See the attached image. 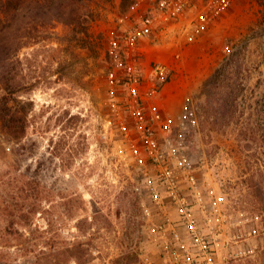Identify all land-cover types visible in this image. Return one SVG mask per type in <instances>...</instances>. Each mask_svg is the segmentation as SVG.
<instances>
[{"label": "rangeland", "instance_id": "374dc122", "mask_svg": "<svg viewBox=\"0 0 264 264\" xmlns=\"http://www.w3.org/2000/svg\"><path fill=\"white\" fill-rule=\"evenodd\" d=\"M220 1L161 17L114 81L111 43L152 0L130 9L45 0L41 16L26 0L2 13L0 96L12 111L0 103V264H264V133L243 132L236 116L210 123L197 98L236 43L237 80L246 97L260 95L264 0ZM89 8L94 20L82 25ZM204 9L207 26L193 36L190 20ZM158 55L174 60L166 81L150 74ZM131 64L139 90L156 83L159 92L133 97ZM169 81L174 97L162 94ZM190 109L197 121L181 129ZM157 112L174 123L171 132L156 124L163 147H174V194L144 138L143 119Z\"/></svg>", "mask_w": 264, "mask_h": 264}, {"label": "built area", "instance_id": "2783aa9c", "mask_svg": "<svg viewBox=\"0 0 264 264\" xmlns=\"http://www.w3.org/2000/svg\"><path fill=\"white\" fill-rule=\"evenodd\" d=\"M220 2L225 4L228 3L229 0H221ZM195 8V0H152L151 5H149L146 8L145 13L141 15V19L136 21L124 34L113 39L110 48L113 62V68L110 71L111 79L113 81L117 79L118 68L121 67L125 61L129 60L130 54L137 49L142 38L151 35L154 32L161 17H164L166 20H174V18H180L188 10L191 11ZM208 21L209 13L207 9L201 10V12L193 17L190 20L192 24L191 29L194 31L193 36H195L200 30L205 29ZM169 70L168 65L161 62H155L151 65L150 74L166 81L170 78ZM128 71V76L131 81L130 93L133 97H151L152 93L159 92V85L155 83L144 95V92L139 90L140 81L136 66L133 64L129 65ZM196 113L197 112H195L194 109L188 110L182 116L178 126L183 129L188 124H195L197 121ZM143 120L145 122L144 138L148 155L153 160V163L156 165L160 173L161 182L168 184L171 192L174 194V188L177 186L176 176L174 175V147L171 150L163 147L161 144V135L156 126V124L159 125V128L164 132H171L172 129H174V123L165 120L160 112L155 113L154 120L147 118ZM159 193L160 192H156V197L161 196ZM191 226L195 235H198L195 225L191 224ZM176 236L180 237V233L177 232Z\"/></svg>", "mask_w": 264, "mask_h": 264}, {"label": "trees", "instance_id": "16d2710c", "mask_svg": "<svg viewBox=\"0 0 264 264\" xmlns=\"http://www.w3.org/2000/svg\"><path fill=\"white\" fill-rule=\"evenodd\" d=\"M25 2L26 0H0V22L5 19L2 13L7 15V10L14 5V2ZM36 9L38 16L44 14L42 11V6H44L45 0H29ZM80 3H85L88 0H77ZM137 0H122V4L127 6V9L132 8L136 4ZM62 5V3H61ZM80 9V7H79ZM60 10V9H59ZM78 19L79 22L84 24H90L94 20V12L90 10L87 12H80ZM88 30V27L85 31ZM237 45V43H236ZM234 44L230 45L228 54L222 59L220 64L216 66L209 77L204 81L200 92L198 93V103L200 104L204 101L203 106L198 108L204 109V115L212 119L210 123H220L226 117L234 118L235 116L240 119L241 129L245 132L247 125L251 124L253 126L254 132L258 131L261 134L264 133V83L259 80L255 85V92L260 93L256 97H246L244 92L248 88L244 82H240L237 79L236 67L239 65V52ZM229 70L228 73L226 71ZM224 82L229 87L228 97L221 96V89L224 86ZM7 90H10L9 87ZM9 92V91H8ZM0 97V103L6 106V110L12 111L8 98V94H4ZM251 100V102H250ZM251 108V116L245 117L248 108ZM8 112V113H9ZM198 112V111H197ZM230 120V119H228ZM264 135V134H263ZM262 135V136H263Z\"/></svg>", "mask_w": 264, "mask_h": 264}, {"label": "crops", "instance_id": "0c3cea01", "mask_svg": "<svg viewBox=\"0 0 264 264\" xmlns=\"http://www.w3.org/2000/svg\"><path fill=\"white\" fill-rule=\"evenodd\" d=\"M146 8V7H145ZM171 30V28H170ZM170 34H172V31H169ZM157 62H162V63H165V64H168L169 66L173 67L174 68V60L170 59L169 57H165V56H161V55H158V57H156L155 59ZM172 62V63H171ZM162 94L165 96V97H174V86L171 85V81H169L165 86L164 88L162 89Z\"/></svg>", "mask_w": 264, "mask_h": 264}]
</instances>
